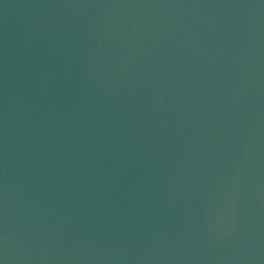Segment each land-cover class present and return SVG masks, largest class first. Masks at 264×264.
Instances as JSON below:
<instances>
[{
    "label": "water",
    "instance_id": "95a60500",
    "mask_svg": "<svg viewBox=\"0 0 264 264\" xmlns=\"http://www.w3.org/2000/svg\"><path fill=\"white\" fill-rule=\"evenodd\" d=\"M3 264H264V0H0Z\"/></svg>",
    "mask_w": 264,
    "mask_h": 264
},
{
    "label": "snow or ice",
    "instance_id": "6c2138e0",
    "mask_svg": "<svg viewBox=\"0 0 264 264\" xmlns=\"http://www.w3.org/2000/svg\"><path fill=\"white\" fill-rule=\"evenodd\" d=\"M0 264H3V261L2 260H0Z\"/></svg>",
    "mask_w": 264,
    "mask_h": 264
}]
</instances>
